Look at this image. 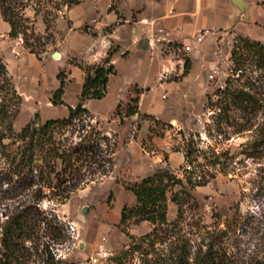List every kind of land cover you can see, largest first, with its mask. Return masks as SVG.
Segmentation results:
<instances>
[{
  "label": "rangeland",
  "instance_id": "1",
  "mask_svg": "<svg viewBox=\"0 0 264 264\" xmlns=\"http://www.w3.org/2000/svg\"><path fill=\"white\" fill-rule=\"evenodd\" d=\"M18 1L14 8L24 20L25 34L10 37V25L0 13V62L20 96L17 113L11 118L16 133L29 122L41 125L50 119L66 118L67 106L77 105L80 95L79 83L74 80L64 88V105L49 106L58 86V67L50 59L42 60L62 48L70 26L67 12L74 5L62 4L51 16L48 6L61 0ZM108 1L97 0L100 13L105 14ZM146 1L150 4L148 17L165 14L173 3ZM83 2L86 19L93 13L92 1L80 0L79 4ZM118 2L110 3L108 11L117 10ZM245 2L247 18L230 0L210 2L212 15L219 10L216 16L205 14L199 22L191 19L195 29L205 23L201 31L155 41L146 51L128 46L127 29L117 33L120 45L112 41L107 51L121 56H114V74L109 76L105 96L87 100L89 114L80 113L71 126L55 133L57 142L75 145L86 132L97 130L100 150L112 159V166L105 175L97 171L92 181L81 183L69 199L60 202L56 194L64 185L50 189L38 169L31 173L20 170L17 141H4L5 147H0V258L4 253L2 228L9 217L21 214L27 232L19 240L11 264H46L48 255L54 264H150L156 256L167 255L176 239L186 240L188 252L193 254L201 242L212 237L225 251L229 264H264V145L260 141L264 138V69L246 53L239 63L230 59L239 36L264 45V0ZM205 6L209 7L208 2ZM105 18L101 23H106ZM81 19L84 17L78 21ZM92 24L78 29L76 37L93 33ZM112 26L105 27L103 35ZM35 38L43 44L36 46ZM25 40L35 46L37 55L26 54L16 63V50L29 53ZM89 42L72 38L68 46L82 57ZM5 59L11 61V68ZM72 61L84 64L77 58ZM185 61L189 70L183 80L187 75L183 74ZM163 66L169 73L161 83L157 71ZM61 72L62 78L68 77L67 67ZM137 86L147 88L141 97L142 111L156 114L124 117ZM241 91L252 96V105L233 102L230 93ZM2 96L0 90V100ZM169 117L177 119V125L170 123ZM112 148L114 154L106 156ZM188 151L186 163L184 154ZM145 152L150 156L159 152L161 156L162 164L151 161L150 173L160 166L169 167V154L180 153L183 161L176 155L170 172L183 181L192 196L178 204L166 200V224L159 228L146 221L136 224L135 218L120 224L123 206L131 208L135 204L125 187L140 177L129 172L127 156L133 161ZM143 163L142 159L134 166L138 169ZM187 182L196 186L190 187ZM152 230L155 234L144 239Z\"/></svg>",
  "mask_w": 264,
  "mask_h": 264
},
{
  "label": "trees",
  "instance_id": "2",
  "mask_svg": "<svg viewBox=\"0 0 264 264\" xmlns=\"http://www.w3.org/2000/svg\"><path fill=\"white\" fill-rule=\"evenodd\" d=\"M46 1L52 2V0ZM79 1L61 0V3L52 2V5L48 6L50 11L47 13L52 16V13L60 10L62 4L70 7L78 5ZM17 3H19L18 0H0V13L3 20L10 25L8 35L12 38L20 33L25 34L24 20L21 16H17L18 13L15 12L14 6ZM43 21L47 22L48 19L44 17ZM34 40L36 46L43 44L40 38ZM24 46L28 48L29 53L37 55L33 44L26 41ZM245 53L253 59L259 68L264 69L263 44L239 36L234 41L230 59L239 63ZM111 58L112 52L108 50L104 59L98 64L85 65L80 62H70L84 73V81L77 105L75 107L67 106L68 115L66 118L50 119L41 125L29 122L18 133L14 132L12 128L11 118L17 113L20 96H18L10 81L5 65L0 62V90L3 92L2 100H0V147H5L4 141L6 139L16 140L19 145L17 147V167L30 173L33 172V169H36V171L38 169L40 178L48 183L50 189L64 185L60 192L56 194L60 202L69 199L74 192L73 190L79 187L81 183L85 184L92 181V175L97 171H102L101 174L105 175V172H109L111 169L112 159L103 156V151L100 150V144L97 140L100 137L97 130L92 128L89 132H86L75 145L57 142L55 139L56 131L71 126L80 113L89 114L88 109L84 106L85 101L100 100L105 96L109 76L114 74ZM188 70L189 62L185 61L183 74L186 75ZM62 75V72H59L56 76L59 84L50 100L53 106L64 105L62 95L65 81ZM134 92L136 95L127 102L124 117L138 114V99L141 91L135 89ZM230 95L233 102L239 106L253 104L252 96L247 92H231ZM9 107H11V111H9ZM260 141L264 145V138ZM113 154V148L105 153L106 156ZM189 155L190 151L184 154L186 163H189ZM38 162L42 165L39 168ZM105 165H108V169L105 168ZM54 181L55 184H53ZM186 185L196 186V184L190 182H187ZM177 186L179 190L171 192V189ZM125 189L132 193L135 204L131 208L123 206L120 214V224H125L131 218H135L134 223L136 224L146 221L152 224L153 227L159 228L161 225L166 224V200L178 204L184 199L192 197L185 188L183 181L175 177L167 167L158 168L153 174L139 182H134L131 186H126ZM26 232V220L23 215L11 216L7 219L1 232L4 253L0 258V264H11L12 260L16 258L18 242ZM154 234L155 231L152 230L145 235L144 239H148ZM188 251V242L176 239L171 242L167 255L156 256L150 264H229L225 251L220 244L215 242L213 237L205 243L201 242L193 254ZM46 261V264H54L51 255H48Z\"/></svg>",
  "mask_w": 264,
  "mask_h": 264
},
{
  "label": "crops",
  "instance_id": "3",
  "mask_svg": "<svg viewBox=\"0 0 264 264\" xmlns=\"http://www.w3.org/2000/svg\"><path fill=\"white\" fill-rule=\"evenodd\" d=\"M92 1V14L88 16V18L85 19V12L83 11V3L75 5L74 7L70 8L67 12V19L70 21V26L67 27L68 31L65 33V38L62 40V48L57 52L59 54V58L56 59L52 57V54L49 55V57H43L44 59H50L54 64L57 65L58 71L61 72L62 68L67 67V73L68 77L64 79L65 81V87L71 83L74 80H77L79 83L80 91L81 87L84 81V73L73 64L71 65L69 60L77 58L78 61L84 62V64L87 65H94L100 63L104 57L106 56L107 49L110 47V44L112 41L115 45H120L118 42L119 36H117L118 32H121L122 29L128 30V46L130 45L131 48H135L136 51L138 49L142 51L148 50L152 45L155 44V41L160 40H166L167 37H174L177 36L178 38L180 36L187 37L189 34L195 32V31H201L202 28H204V24L201 28L195 29V26L192 23L191 19L200 20V18L203 15L209 14V16H216L217 13H219L218 9H215V13L212 15L209 11L212 7L210 2L214 3L216 0H173V3L168 8V10L163 15H155L152 17H148L146 14L150 10V4H148L146 0H119L117 4V10L108 11V7H110V3L116 0H109L108 4L106 6L105 14L100 13V11L97 9V0ZM159 2H162V0H158ZM208 2L209 7L205 6V3ZM98 11L96 13L95 11ZM208 11V12H207ZM105 16L106 23H101V20ZM84 20L80 18H83ZM100 19V21L98 20ZM170 19L173 20V22H168ZM164 21V22H162ZM89 23H93L91 25L93 29V33H83L80 36V38L76 37L77 31L82 26L87 25ZM113 25L110 32L107 33V35H103L102 30L109 26ZM180 29V31H178ZM208 29V28H207ZM5 31L8 32V28H5ZM173 32V34H171ZM74 38L75 40H81V39H87L90 42L85 47V54L82 55V57H78L73 53V50L69 48L68 43L69 40ZM147 41V47L143 48L140 46V43L142 41ZM128 46L124 47V50L127 51ZM123 47V46H122ZM15 51V50H14ZM17 54V57H13V61L21 62V59L24 55H30L33 56V54L26 53L25 50L17 51L15 52ZM120 55L121 53H115L112 55L111 58V64L114 66V56ZM157 58V57H156ZM8 63V67H10V60L5 59ZM160 66V61H159ZM11 68V67H10ZM159 73V68L158 71ZM157 73V74H158ZM56 74V76H57ZM188 74L183 78V80L186 79ZM59 84V81H58ZM172 84V83H169ZM58 87V86H57ZM64 87V88H65ZM136 89L143 90L139 94L138 99V114H156L154 112H151L150 110L143 112L140 106L141 103V97L143 96L145 90L144 87L137 86ZM79 91V92H80ZM54 92V91H53ZM65 92V91H64ZM64 93L62 95V101L63 100ZM28 97H26L27 99ZM49 106L52 105L50 101ZM65 103V102H64ZM71 106V107H75ZM84 106L87 108V103L85 101ZM117 106V105H116ZM137 116V114L135 115ZM168 121L172 123L173 125H177L178 120L174 117H169ZM165 151V150H164ZM176 155H180V153H171L168 156V163H170V166L167 167L169 170L174 169V167H171V162ZM136 163L141 161L142 159L145 160V163L141 166V168L136 169L134 166V163L129 156H127V161L130 162L129 172L132 175H140L139 178H136L134 181L139 182L143 178L153 174L154 172L150 173V168H152V162L155 161V163H161V156L159 152H156L154 156H150L149 153L141 154L138 158H133ZM158 160V161H157ZM180 160L183 161V157L180 155ZM157 161V162H156ZM180 161L176 163L178 165ZM162 164V163H161ZM165 165V164H163ZM167 166V165H166ZM165 167V166H160ZM136 177V176H135Z\"/></svg>",
  "mask_w": 264,
  "mask_h": 264
},
{
  "label": "water",
  "instance_id": "4",
  "mask_svg": "<svg viewBox=\"0 0 264 264\" xmlns=\"http://www.w3.org/2000/svg\"><path fill=\"white\" fill-rule=\"evenodd\" d=\"M231 4L235 6L240 12H243V17L247 18L248 17V11H247V5L245 0H230ZM140 46L143 48L147 47V41L144 40L140 43ZM58 56L57 52H54L52 54V57L56 58ZM85 211V208L83 209V212Z\"/></svg>",
  "mask_w": 264,
  "mask_h": 264
},
{
  "label": "built area",
  "instance_id": "5",
  "mask_svg": "<svg viewBox=\"0 0 264 264\" xmlns=\"http://www.w3.org/2000/svg\"><path fill=\"white\" fill-rule=\"evenodd\" d=\"M168 73H169V70L163 66L161 68L160 72L158 73V78H157L158 82L162 83V81L166 80V78L168 77ZM210 77H212V76H210ZM185 169L190 170V165H186Z\"/></svg>",
  "mask_w": 264,
  "mask_h": 264
},
{
  "label": "bare ground",
  "instance_id": "6",
  "mask_svg": "<svg viewBox=\"0 0 264 264\" xmlns=\"http://www.w3.org/2000/svg\"><path fill=\"white\" fill-rule=\"evenodd\" d=\"M59 58V54H58V56L56 57V59H58Z\"/></svg>",
  "mask_w": 264,
  "mask_h": 264
}]
</instances>
